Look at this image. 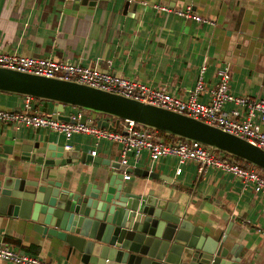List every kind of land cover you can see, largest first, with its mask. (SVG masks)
<instances>
[{
	"label": "crops",
	"instance_id": "1",
	"mask_svg": "<svg viewBox=\"0 0 264 264\" xmlns=\"http://www.w3.org/2000/svg\"><path fill=\"white\" fill-rule=\"evenodd\" d=\"M155 5L188 9L212 24L158 11ZM0 51L96 66L137 83L163 87L181 99L193 89L203 66L199 102L208 100L207 88L216 84L217 71L227 64L233 96L264 99V0H96L93 5L76 0H0ZM21 106L22 96L0 92V109L21 110ZM223 106L237 108L232 102ZM35 108L48 115L58 109L47 101ZM72 111L74 107L63 106L61 114ZM239 112L243 117L244 110ZM86 117L91 119L88 113ZM3 145L13 148L10 155L0 153V172L8 176H25L19 165L31 172L39 166L18 160L20 146H28L27 156L39 152V146L50 147L54 155L58 146L76 152L73 157H54L57 165L39 166L40 174L47 171V179L64 190L76 191L82 184L97 186L115 171L110 164L118 163L116 143L78 133L65 138L49 130L0 122ZM81 153L108 164L82 163ZM130 165L167 176L178 185L125 170L129 178H122V184L127 191L166 190L172 195L168 200L177 204L175 213L200 225L208 236L222 232L228 245L242 251V259L249 264H264V193L243 187L237 178L219 170L208 168L199 175L190 162L179 165L176 175L177 163L171 157L151 164L142 153ZM0 241L42 261L80 264L67 257L54 240L39 237L18 218L0 216ZM0 264L11 263L0 260Z\"/></svg>",
	"mask_w": 264,
	"mask_h": 264
},
{
	"label": "water",
	"instance_id": "2",
	"mask_svg": "<svg viewBox=\"0 0 264 264\" xmlns=\"http://www.w3.org/2000/svg\"><path fill=\"white\" fill-rule=\"evenodd\" d=\"M76 1L93 5L96 0ZM0 92L52 102L58 107L53 116L61 120H67L61 114L63 106L79 108L80 121L88 112L109 117L113 125L101 118H96V124L110 131H116L119 120L129 119L164 136L208 147L264 171V150L247 140L201 120L117 93L1 66ZM39 149L27 156L28 146H20L18 160L52 166L59 163L54 157L77 154L61 146L56 155L50 147ZM12 150L0 146V153L10 155ZM84 161L108 164L81 153L80 162ZM39 166L32 171L37 177L30 176L32 172L24 165L17 167L23 177L0 172V216L22 220L24 227L29 225L39 237L54 240L67 257H74L80 264H249L242 259V251L234 244L228 245L222 232L208 236L200 225L175 213L177 204L168 200L172 195L166 190L131 193L122 184L121 173L126 170L178 185L167 176L114 163L110 166L115 171L100 184L92 188L82 184L75 191L59 189L47 179V171L40 174Z\"/></svg>",
	"mask_w": 264,
	"mask_h": 264
},
{
	"label": "built area",
	"instance_id": "3",
	"mask_svg": "<svg viewBox=\"0 0 264 264\" xmlns=\"http://www.w3.org/2000/svg\"><path fill=\"white\" fill-rule=\"evenodd\" d=\"M154 7L158 11L176 14L204 24H212V21L193 14L188 9L166 5ZM0 66L74 81L175 111L241 137L264 150V128L260 129V125H264V99L233 96L229 91L227 64L217 71L216 84L207 88L209 98L206 102L197 101L198 93L204 87V82L201 80L203 66L200 67L193 89L189 91L185 99H181L163 87L156 88L137 83L113 72L97 69L96 66H82L69 61L33 58L0 51ZM39 102L42 101L22 97L21 110L0 109V122L33 130H49L65 138L78 133L114 142L118 145V163L124 165V168H131L130 162H137L142 153H145L148 163L151 164L161 158L171 157L177 163L174 172L176 175L180 173L179 165L190 162L196 166L199 175L208 168L219 170L237 178L243 187H249L253 192L264 193V175L253 166H241L226 154L178 137L163 141L155 130L140 126L129 119L118 121L119 131H110L96 124V119L87 120L88 117H86L84 121H80L82 111L79 108H74V111L66 114L67 120H61L53 115L38 112L35 105ZM227 102H232L237 108L224 109L223 105ZM241 108L244 110L243 117H240L239 109ZM255 114H257L256 122H254ZM107 118L109 117H104L108 120ZM122 178L125 180L129 178L125 170ZM0 260L11 264H54L51 261L39 260L36 256L19 253L2 241H0Z\"/></svg>",
	"mask_w": 264,
	"mask_h": 264
},
{
	"label": "trees",
	"instance_id": "4",
	"mask_svg": "<svg viewBox=\"0 0 264 264\" xmlns=\"http://www.w3.org/2000/svg\"><path fill=\"white\" fill-rule=\"evenodd\" d=\"M156 132H157L158 136H160L161 138H163V141H167V140H169V139L172 137V136H164V134H163L162 132H160V131H156ZM232 160H233L234 162L240 164L241 166H244V167L249 166L247 163H245V162H243V161H240V160H238V159H234V158H232ZM258 170H259V169H258ZM259 172H260L262 175H264V171L259 170ZM6 240H7V238H6ZM4 241H5V240H4Z\"/></svg>",
	"mask_w": 264,
	"mask_h": 264
},
{
	"label": "rangeland",
	"instance_id": "5",
	"mask_svg": "<svg viewBox=\"0 0 264 264\" xmlns=\"http://www.w3.org/2000/svg\"><path fill=\"white\" fill-rule=\"evenodd\" d=\"M99 69V68H97ZM88 116L91 118V119H96L97 116H99V114H94V113H91V112H88ZM120 130V125L117 127V131ZM160 139H163L160 137Z\"/></svg>",
	"mask_w": 264,
	"mask_h": 264
}]
</instances>
